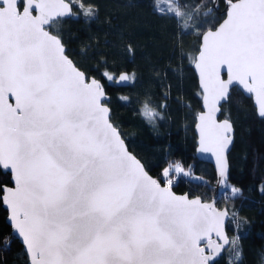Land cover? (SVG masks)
I'll use <instances>...</instances> for the list:
<instances>
[{
  "label": "snow or ice",
  "instance_id": "obj_1",
  "mask_svg": "<svg viewBox=\"0 0 264 264\" xmlns=\"http://www.w3.org/2000/svg\"><path fill=\"white\" fill-rule=\"evenodd\" d=\"M211 2L175 0L154 10L201 37L196 67L207 111L197 117L199 150L215 157L218 198L228 200L242 195L229 180L234 129L216 114L230 87L239 86L254 94L264 117V0H223V20L201 32L197 18L219 9ZM20 5L0 0V168L14 175V187L0 190V200L10 208L28 264H219L225 246L231 264H242L240 235L230 239L225 232V219L238 220L236 213L177 195L178 176L189 175L179 162L152 176L112 121L104 84L82 71L46 27L76 17L73 5ZM76 7L86 9V19L98 11L91 2ZM118 79L133 82L135 76ZM166 107L157 110L145 100L140 115L155 127Z\"/></svg>",
  "mask_w": 264,
  "mask_h": 264
},
{
  "label": "trees",
  "instance_id": "obj_2",
  "mask_svg": "<svg viewBox=\"0 0 264 264\" xmlns=\"http://www.w3.org/2000/svg\"><path fill=\"white\" fill-rule=\"evenodd\" d=\"M159 1L75 0L72 3L77 16L55 20L51 30L62 38L67 55L77 66L104 84L110 96L112 121L119 126L129 150L141 159L150 174L158 177L170 163L179 162L189 175H179L173 190L190 197L199 196L203 201L216 197L218 207L226 208L230 216L235 212L239 219L228 220L226 231L232 237L240 235L242 264H264V191L261 190L264 188V119L258 117L251 98L237 88L231 90L228 101L221 107L220 118L230 119L235 129L234 144L228 155L229 180L242 195L219 199L222 191H215L212 166L195 156L193 126L201 101L198 98L196 105H192L177 96L169 99L165 78L167 72L192 69L189 59L198 52L201 37L190 30L185 34L174 19L153 11ZM89 2L98 9L93 19L84 17L86 9L76 7ZM193 2L181 0V3ZM199 2L212 5L211 0ZM218 4V11L212 15L197 18L201 32L214 28L224 17L220 13L225 6L223 0H218ZM128 46L132 48V56ZM105 68L115 77L126 71L135 80L117 87L113 82L108 83L100 72ZM145 100L157 110L161 104L167 106L161 110L164 119L157 120L155 127L140 115ZM9 185V174L0 170V190ZM6 216L0 200V264H27L22 245L6 223ZM231 255L225 249L218 258L219 264H231Z\"/></svg>",
  "mask_w": 264,
  "mask_h": 264
},
{
  "label": "water",
  "instance_id": "obj_3",
  "mask_svg": "<svg viewBox=\"0 0 264 264\" xmlns=\"http://www.w3.org/2000/svg\"><path fill=\"white\" fill-rule=\"evenodd\" d=\"M173 2H175V0H172ZM21 2H22V6H21V8H23L24 6H25V0H21ZM65 2H67V3H69V4H71L68 0H65ZM216 3L218 4V0H216ZM210 7H212V5L210 6ZM225 7L226 6H224V8L220 11V13L221 14H224V12H225ZM73 10V9H72ZM37 13L36 12H33V15H36ZM224 18V17H223ZM223 18H222V20H223ZM64 19H66V18H64ZM221 20V21H222ZM55 21V20H54ZM53 21V22H54ZM220 21V22H221ZM52 22V23H53ZM52 23H51V25H52ZM51 25L50 26H46L47 28H48V30L52 33V34H54L51 30H50V28H51ZM218 25V24H217ZM216 25V26H217ZM56 35V34H55ZM200 46H201V38H200V44H199V48H198V52L195 54V58H194V61H193V63H192V70H193V72H194V75H195V77H196V80H197V85H198V89H199V91H200V93H201V97H200V101H201V104H200V110L197 112V114H196V116H195V122H194V126H193V131H194V134H195V144H196V147H195V156H196V158L199 160V161H203V162H207V163H209L211 166H212V168H213V170H214V172H215V177H216V184H215V191L216 192H218V190L220 189V187H219V185H218V167H217V164H216V161H215V157L213 156V154H211V153H203V152H201L200 150H199V148H200V144H199V140H200V134H199V129H198V127H197V124L199 123V121H198V119H197V117H198V115L200 114V113H202V112H206L207 111V108H206V105H205V102H204V95H205V93H204V90H203V82H202V77H201V75H200V70L196 67V63H197V60H198V55H199V51H200ZM65 49H66V47H65ZM66 55H67V53H66ZM69 57V56H68ZM70 59H72L71 57H69ZM73 60V59H72ZM123 73H126V72H123ZM120 75V74H119ZM119 75L116 77V79H115V86H117V87H125V86H127L128 85V82H124V81H119V79H118V77H119ZM221 76H222V78L223 79H225V80H227L228 79V75H227V73L222 69L221 70ZM99 80V79H98ZM102 83V82H101ZM233 88H237L238 90H240L245 96H247V97H249V98H251V100H252V102H253V105H254V107H255V109H256V113H257V115H258V117L259 118H262V119H264V117H261L259 114H258V102L255 100V97H254V94H250V93H247L245 90H243L242 89V87H239V86H232V87H230V89H229V92L231 93V90L233 89ZM107 96H108V98H109V100H108V103H109V101H110V96L107 94ZM229 96H230V94H229ZM229 96L227 97V99L226 100H222L221 102H220V105H219V107L221 108L222 107V105L224 104V103H226L227 101H228V98H229ZM109 106V105H108ZM110 108V107H109ZM220 114H221V111L220 112H218L217 114H216V119L218 120V121H222V120H224L225 118H220ZM233 129H234V126H233ZM234 134H235V129H234ZM235 136V135H234ZM234 139H235V137H234ZM126 142V141H125ZM233 144H234V142H233ZM233 144L232 145H230L229 146V151H228V153H227V156L229 155V153L231 152V150H232V147H233ZM228 162H229V160H228ZM0 170L3 172V173H5V174H9V179H10V185L9 186H3L2 187V189H4V188H10V187H14V175H13V173L10 171V170H5V169H2V168H0ZM229 170H230V167H229ZM174 191V190H173ZM175 192V191H174ZM176 193V192H175ZM177 195H185L186 193H184V194H180V193H176ZM2 195H3V192H2ZM1 195V196H2ZM188 195V194H187ZM189 196V195H188ZM196 197H199V196H195V197H190L189 196V198H196ZM200 198V197H199ZM201 199V198H200ZM202 200V199H201ZM2 201V207L6 210V212H7V216H6V223L11 227V230H12V232H13V234L15 235V237L19 240V242H20V244L22 245V248H23V250H24V252H25V255H26V257H27V264H28V255H27V253H26V251H25V246H24V244H23V242H22V239L18 236V235H16L15 234V232H14V230H13V226H12V222H11V220H10V208L3 202V200H1ZM203 201V200H202ZM213 201H215V204H216V201H217V199H216V197H213L211 200H209V201H204V202H209V203H211V202H213ZM216 207H217V204H216ZM218 208V207H217ZM219 210H221V211H227L228 212V210L226 209V208H218ZM229 213V212H228ZM229 216H230V214H229ZM229 219H225V232H226V234L228 235V233H227V231H226V223H227V221H228ZM229 236V235H228ZM229 238H230V236H229ZM213 239H216V237L215 236H213ZM231 239V238H230ZM228 248V246H225V249H227ZM224 253V251H222V253H221V255Z\"/></svg>",
  "mask_w": 264,
  "mask_h": 264
},
{
  "label": "rangeland",
  "instance_id": "obj_4",
  "mask_svg": "<svg viewBox=\"0 0 264 264\" xmlns=\"http://www.w3.org/2000/svg\"><path fill=\"white\" fill-rule=\"evenodd\" d=\"M72 2L73 0H69ZM170 0H160L158 6L161 10H163L166 6L171 4ZM195 56H192L189 59V62L192 64ZM110 75V74H109ZM108 82L112 83L114 79H108ZM167 88H168V96L169 99L173 96H177L181 99L187 101V103L196 105L198 98L200 99L201 93L198 90L196 79L194 78V73L192 69H177L175 72H167L165 75ZM222 189L220 188V192ZM218 207V206H217ZM220 208V207H218ZM223 208V207H222ZM221 209V208H220ZM230 238H233L230 236ZM264 261V259H263Z\"/></svg>",
  "mask_w": 264,
  "mask_h": 264
},
{
  "label": "flooded vegetation",
  "instance_id": "obj_5",
  "mask_svg": "<svg viewBox=\"0 0 264 264\" xmlns=\"http://www.w3.org/2000/svg\"><path fill=\"white\" fill-rule=\"evenodd\" d=\"M69 1V0H68ZM170 1H172V0H170ZM70 2V1H69ZM173 2V1H172ZM72 5H73V3L72 2H70ZM141 3H143V2H141ZM73 7H74V5H73ZM73 9V8H72ZM153 10V9H152ZM153 11H155V10H153ZM74 12V11H73ZM50 30H51V28H50ZM52 31V30H51ZM127 49H128V51H129V46L127 47ZM132 49V48H131ZM127 51V50H126ZM127 51V52H128ZM131 53H133L132 51H131ZM130 52H129V56H132V54H131ZM74 61V60H73ZM102 74L104 73V72H107V70H106V68L105 69H103V71L101 70L100 71ZM123 72H126V71H122V72H120L119 74H121V73H123ZM127 73V72H126ZM115 79H116V77H115ZM115 79H114V81H113V84L115 85ZM108 83H110V82H108Z\"/></svg>",
  "mask_w": 264,
  "mask_h": 264
}]
</instances>
